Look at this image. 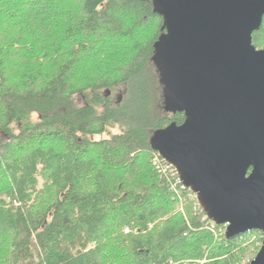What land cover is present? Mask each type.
Instances as JSON below:
<instances>
[{
  "label": "trees",
  "instance_id": "trees-1",
  "mask_svg": "<svg viewBox=\"0 0 264 264\" xmlns=\"http://www.w3.org/2000/svg\"><path fill=\"white\" fill-rule=\"evenodd\" d=\"M18 3L0 2V264L249 257L255 245L239 239L262 234L216 240L223 226L152 148L155 132L183 122L164 108L152 1ZM252 45L264 49V17Z\"/></svg>",
  "mask_w": 264,
  "mask_h": 264
},
{
  "label": "water",
  "instance_id": "water-1",
  "mask_svg": "<svg viewBox=\"0 0 264 264\" xmlns=\"http://www.w3.org/2000/svg\"><path fill=\"white\" fill-rule=\"evenodd\" d=\"M164 32L153 61L164 108L182 114L151 145L226 240L258 231L264 264V0H151Z\"/></svg>",
  "mask_w": 264,
  "mask_h": 264
},
{
  "label": "rangeland",
  "instance_id": "rangeland-1",
  "mask_svg": "<svg viewBox=\"0 0 264 264\" xmlns=\"http://www.w3.org/2000/svg\"><path fill=\"white\" fill-rule=\"evenodd\" d=\"M2 0H0V2H1ZM20 1V3L21 2H23L24 0H19ZM20 3H18V4H20ZM34 9V7H33V5H28V7H27V10H28V12L29 13H33L32 12V10ZM22 13H25V11H24V9H22V8H15V16L17 17V18H19V17H22V16H24ZM25 17V18H24ZM24 17H22L20 20H21V22H29L30 21V19L31 18H28L29 17V14L27 15V16H24ZM44 21V20H43ZM26 24L27 23H23L22 25H25L26 26ZM8 34V33H7ZM9 35V34H8ZM1 36H0V42H1ZM158 72H159V70H157ZM160 73V72H159ZM160 77H161V74H160ZM161 80H162V77H161ZM119 92H120V89L118 88V89H116L115 90V94H116V97L117 96H119ZM74 100H75V102H76V104H78V105H83V99H82V97L81 96H79V95H75L74 96ZM225 231H226V226H223V227H221V228H218V230H216L213 234H214V238L216 239V240H218L219 238H221V236H224L225 235ZM243 236V235H242ZM260 239H262L263 240V236H260V235H258L257 233H252V234H249V235H247V236H245V237H241L240 239H239V241L242 243V245H245V244H247V245H255V247H256V249L254 250H250V253H251V257L249 256V257H243L242 258V260L238 263V264H247V263H249V260L251 259V260H253L254 258H255V256L257 255V253H258V251L260 250V247H261V243H262V241H260ZM260 241V242H259ZM205 261H196V264L197 263H199V264H203ZM170 264H173V263H171L170 262Z\"/></svg>",
  "mask_w": 264,
  "mask_h": 264
},
{
  "label": "built area",
  "instance_id": "built-area-1",
  "mask_svg": "<svg viewBox=\"0 0 264 264\" xmlns=\"http://www.w3.org/2000/svg\"><path fill=\"white\" fill-rule=\"evenodd\" d=\"M163 160V159H162ZM164 161V160H163ZM165 162V161H164ZM166 163V162H165ZM168 166H170L171 167V169H172V172H174L175 174H176V176H177V179H178V182H179V184H180V187L182 188V189H184L185 187H183L182 185H181V183H180V180H179V177H178V174H177V172H176V170L171 166V165H169L168 163H166ZM166 169V168H165ZM186 189V188H185ZM192 193V192H191ZM193 194V193H192ZM193 196L195 197V199H196V196L193 194ZM197 201V200H196ZM198 203V202H197Z\"/></svg>",
  "mask_w": 264,
  "mask_h": 264
},
{
  "label": "bare ground",
  "instance_id": "bare-ground-1",
  "mask_svg": "<svg viewBox=\"0 0 264 264\" xmlns=\"http://www.w3.org/2000/svg\"><path fill=\"white\" fill-rule=\"evenodd\" d=\"M17 202V201H16Z\"/></svg>",
  "mask_w": 264,
  "mask_h": 264
}]
</instances>
